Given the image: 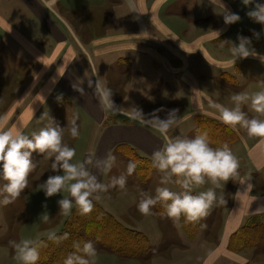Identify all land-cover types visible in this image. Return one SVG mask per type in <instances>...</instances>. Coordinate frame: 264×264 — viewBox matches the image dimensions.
<instances>
[{
	"label": "crops",
	"instance_id": "1",
	"mask_svg": "<svg viewBox=\"0 0 264 264\" xmlns=\"http://www.w3.org/2000/svg\"><path fill=\"white\" fill-rule=\"evenodd\" d=\"M146 2L152 11L154 0ZM222 3L241 19L226 25L223 8L214 7L210 0H166L153 17L151 12H130L126 0H0V117L7 127H22L29 136L49 124L55 114L56 124L61 127H70L75 121L79 136L73 139L65 131L70 137L67 144L76 150L73 163L83 162L90 155L104 158L111 153L127 170L129 160L120 154L119 144L130 146L152 161V153L175 135L195 137L197 116L215 119L210 102L231 107L233 93H251L264 86V63L258 58L250 56L237 59L232 67L220 66L231 56L230 43L221 47L220 41L238 44V36L250 38L251 47L264 55V25L246 15L254 5L245 7L241 0ZM212 30L221 32L219 40L211 38ZM254 32L260 34L259 38ZM2 78L9 84H1ZM96 79L111 89L116 114L101 106L94 92ZM133 79L139 81L135 87L129 83ZM89 80L93 81L92 87ZM76 88H82L84 94ZM6 90L9 95H2ZM142 107L179 109V115L187 119L162 134L135 118L136 108ZM243 110L250 117L255 115L247 106ZM226 127L234 135L229 147L239 160L238 175L226 184L221 182V188L216 189L225 203L213 205L203 219L212 224L207 236L200 225L193 237H188L180 222L162 217L155 208L152 215H142L137 204L143 189L134 173L128 177L126 194L113 188L94 200L125 226L142 232L149 240L150 252L140 257H122L97 249V261L244 264L246 260L247 264H264V226L256 245L240 250L229 246L230 237L249 216L259 215L264 224V144L259 138L248 137L243 129ZM41 158L37 167L44 166L46 159ZM44 167L42 171L47 170V176L35 185V202L47 203L48 210H55L59 208L57 201L68 193L53 196L57 199L53 202L44 196L39 185L49 175L58 174ZM89 169L102 183H109V172L105 174L91 166ZM161 175L153 169L159 186ZM167 186L179 191L176 185ZM209 187L210 183L197 191ZM42 214L35 211V219ZM165 223L170 225L169 234L174 238L166 254L161 247ZM62 226L51 231L57 233Z\"/></svg>",
	"mask_w": 264,
	"mask_h": 264
},
{
	"label": "clouds",
	"instance_id": "2",
	"mask_svg": "<svg viewBox=\"0 0 264 264\" xmlns=\"http://www.w3.org/2000/svg\"><path fill=\"white\" fill-rule=\"evenodd\" d=\"M245 7L254 5L246 15L256 23L264 25V3L257 0H241ZM130 12L140 15L153 12L162 7L166 0H154L152 11L147 7L146 0H126ZM214 7L223 8L221 13L226 25L238 22L241 18L238 14L226 9L222 0H210ZM151 17V20H152ZM139 19V16L134 17ZM144 30L142 32H145ZM221 32L212 30V37L219 40ZM259 38V33H253ZM150 38V37H149ZM206 39L208 37H205ZM239 43L220 41L221 47L230 43L229 59L223 62L221 67H232L237 59L248 57L258 58L264 63V55L256 52L251 47V39L244 36L237 37ZM181 47V46H180ZM89 87L93 81L89 80ZM264 85V82H262ZM84 94L82 88H76ZM94 92L98 94L101 106L105 110L116 114L117 106L112 100L111 89L101 85L96 79ZM59 100L60 97H57ZM232 106L228 107L218 102H210L215 109L214 117L222 124L232 129H243L250 138H259L264 144V86L255 92L242 91L233 93L230 97ZM247 106L255 115L249 116L243 109ZM164 112L161 117L159 113ZM136 119L155 128L162 134L178 128L184 123L186 117L179 115V109L166 110L158 108L149 115H144L141 109L136 108ZM65 131L71 138L79 136V127L75 121L70 127H61L51 119L46 126L33 131L31 136L26 135L22 127H7L4 118L0 117V205L7 206L14 203L28 187L30 174L36 169L37 162L33 160V153L42 155L51 160V171L58 173L49 175L39 185L46 197L67 192L58 200L59 212L68 216L75 206L80 215H89L94 209V199L99 200L102 193H107L112 188H118L126 194L127 176L133 174L137 162L129 161L127 175L113 176L110 183H102L89 169V166L108 173L116 164V157L108 153L104 158L90 155L83 162L73 163L76 150L64 142ZM152 166L161 173L160 186L155 188L154 195L141 190L139 192L138 211L144 215H152L153 209L160 205L162 217L166 216L174 223L182 219L185 224H197L205 219L213 205L224 204L223 196H217L216 189L221 188V182L225 184L238 175L239 160L233 154L227 144L212 147L206 133L197 134L193 138L175 135L161 148L152 153ZM210 183L204 191H197L205 184ZM241 181V184H244ZM176 185L179 191L170 189L167 185ZM250 186V185H249ZM43 221L49 220V215L40 216ZM206 228V224H201ZM68 239V234L57 235L54 231L46 234V240L22 239L19 242L11 241L15 250V259L19 264H37L40 259V249L47 247V241L60 244ZM74 251L70 252L63 260V264H95L97 249L92 241H74ZM244 264H247L246 260Z\"/></svg>",
	"mask_w": 264,
	"mask_h": 264
},
{
	"label": "trees",
	"instance_id": "3",
	"mask_svg": "<svg viewBox=\"0 0 264 264\" xmlns=\"http://www.w3.org/2000/svg\"><path fill=\"white\" fill-rule=\"evenodd\" d=\"M196 124V132L206 133L214 148L223 144L229 146L233 141L234 135L230 133V129L215 119L199 115L196 117ZM117 149L125 156H129L132 161L137 162L135 174L140 180L149 178L154 169L150 159L140 156L126 144H119ZM155 211L161 213V206L157 205ZM180 224L188 237H193L200 226V222L185 224L183 219ZM263 226L259 215L249 216L230 237V248L240 250L256 245L260 240ZM64 233L68 234V239L60 244L47 241V247L40 249V259L37 264H63L66 256L74 251V241H88L89 239H93L108 251L124 257L147 255L151 249L148 238L142 232L125 226L95 200L94 209L89 215L82 216L77 208L73 207L71 214L66 216L61 230L56 234L63 235ZM40 239L46 240V236Z\"/></svg>",
	"mask_w": 264,
	"mask_h": 264
},
{
	"label": "rangeland",
	"instance_id": "4",
	"mask_svg": "<svg viewBox=\"0 0 264 264\" xmlns=\"http://www.w3.org/2000/svg\"><path fill=\"white\" fill-rule=\"evenodd\" d=\"M9 82H10L9 80L7 82V80L4 78H2V80H1V84H5V85L7 84L8 85ZM129 83H131V85L135 87V86H137L136 84L139 83V81L133 79L132 82L129 81ZM5 94L9 95V91L6 90L5 92L2 93V95H5ZM0 103H2L1 93H0ZM140 109L142 110L143 114L146 116L149 115L150 113H152L154 110H156V108H154V107L151 110L148 109L147 107L146 108L142 107ZM164 109L170 110L171 107H169V108L167 107ZM172 109H175V108H172ZM159 115L161 117H163L165 115V113L161 112V113H159ZM56 116H58V114L54 115L53 120L55 123H56ZM66 135L68 138H66ZM64 136L66 139V140H64V142L65 143H67V141L70 142V137L67 134V132L64 134ZM120 154H122L123 158H126L129 161H132L129 156H127V155L125 156L121 152H120ZM41 157H43V156H41V155L38 156L35 153H33V160L37 162V166H38V163H42V161H43V160L42 161L40 160ZM118 160L119 159L117 158L115 166L109 172V178H110L109 183H110L111 178L113 176L118 177L121 174L127 175V170L125 169V164H123L121 161H118ZM51 162L52 161L49 159H46V161L44 160V166H46V167L49 166L51 169ZM44 166L41 165L40 166L41 168L36 167V169L30 174L27 189L21 194V196L14 203L9 204L7 206L0 205V264H19V262L15 259V250H14L12 244L10 243L11 241L19 242L22 239H31V240L37 239L38 240L42 237H45L43 235L47 234L46 232H49L53 229H58V228H60V226L63 225V222H64L66 216L62 215L59 212V208H57L55 210H48L47 207H49V206L47 205V203L43 204V203L35 202V185L38 183V180H40L41 178H45L47 176V170L42 171V169H45ZM50 172L52 173L51 170H50ZM134 173H135V171L133 172V174ZM150 174L151 175H149V178H147L145 180H140L139 177L136 174L135 175L138 178L139 183L142 186V188H140V189H143V191L154 194L155 188L157 186H159V180H158V178L153 176V170ZM128 177L129 176H127V180H128ZM131 177L133 179L134 176H131ZM136 177H135V179H136ZM3 183H4V181H0V185H2ZM126 187H128V186H126ZM50 198H51L52 202L57 201V199H55L53 197H50ZM50 198H49V201H50ZM35 203H36V205H35ZM35 211H37V212L43 211L42 215H49V220L47 222H45V221H43L42 218L39 219V215L37 216L38 219H35ZM157 213H160V212H157ZM214 223H215V226L217 227L218 223H219V219L216 220V222H214ZM201 224L207 225V227L204 228V230H206L205 236H207V233H208L207 231L209 229V226L211 229L212 224L209 225V222L206 223L203 220L200 221V225ZM164 229H165V233H166L165 237H164L165 242H164L163 246H161V247H162V249H164L163 253L166 254L168 251L171 250V247H173L174 238L172 235L169 234L171 232V227L168 223H167V225L165 223ZM208 239H210V237ZM89 240L94 243L96 249H98V250L104 249L105 251H108L107 249H105L101 245H99L96 241H94L93 239H89ZM109 252H111V251H109ZM112 253H114V252H112ZM186 253L187 252H185V254ZM122 257H124V256H122ZM137 257H140V256H137ZM95 264H103V262H102V260L97 261V259L95 258Z\"/></svg>",
	"mask_w": 264,
	"mask_h": 264
}]
</instances>
